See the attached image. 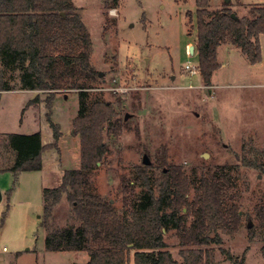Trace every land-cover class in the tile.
<instances>
[{"label":"rangeland","instance_id":"obj_1","mask_svg":"<svg viewBox=\"0 0 264 264\" xmlns=\"http://www.w3.org/2000/svg\"><path fill=\"white\" fill-rule=\"evenodd\" d=\"M195 1L118 0L116 8L105 9L102 0H72L91 37L90 63L100 73L87 91V103H110L120 125L117 128L113 122L103 131L106 152L92 173V189L121 208L123 186L133 187L135 193L141 190L135 178L144 167V154L154 177L170 166H182L188 176L205 165L228 166L239 194L242 224L234 235L222 236L221 246H213L216 264H230L223 251L245 255L247 264H264V240L256 217V207L264 205V172L244 167L238 159L244 154L250 158L249 148L264 150V35L261 60L254 67L239 50L218 49L220 67L205 86L196 71L195 49L188 54V47L196 46L195 23L187 15L195 12ZM223 3L209 0L211 10L221 9ZM226 4L242 18L248 17L250 8L264 6V0ZM46 104V96L38 92L0 93V169L14 160L5 142L9 134L39 132L44 146L43 170L16 176L0 172V264L88 261L85 252L44 248L42 191L57 187L63 172L77 169L80 162V138L74 126L77 92L57 93L49 108ZM48 119L56 127L57 140ZM69 212L63 197L54 212L55 224L64 225ZM165 242L178 260L173 231L165 234Z\"/></svg>","mask_w":264,"mask_h":264},{"label":"trees","instance_id":"obj_2","mask_svg":"<svg viewBox=\"0 0 264 264\" xmlns=\"http://www.w3.org/2000/svg\"><path fill=\"white\" fill-rule=\"evenodd\" d=\"M102 3L112 9L118 0ZM222 6L211 10L209 0H196L195 12L187 13L195 23L197 71L205 86L220 67L221 45L239 50L250 65L261 60L264 6L250 8L242 18L225 2ZM91 50L90 34L72 0H0V93L38 92L46 96L47 108L60 92H77L79 98L74 120L80 138L79 167L65 170L57 187L42 191L45 250L85 252V264H130L131 251L132 264H216L213 246H221L222 236L234 235L242 224L239 194L228 166L205 165L190 176L182 166H170L154 177L149 173L152 165H144L135 178L140 192L123 186L121 208L93 191L92 173L106 152L103 131L119 121L110 103H87V91L99 81L90 63ZM47 122L57 140L56 127ZM5 142L14 160L0 172L16 176L41 170L44 146L39 132L9 134ZM247 151L250 158L244 152L238 156L241 165L264 172V150ZM63 197L70 206L69 219L57 226L54 212ZM256 217L264 240V205L256 207ZM248 229L252 237L253 228ZM170 231L178 241V260L165 242ZM262 252L264 258V247ZM223 253L230 264H247L245 255Z\"/></svg>","mask_w":264,"mask_h":264},{"label":"water","instance_id":"obj_3","mask_svg":"<svg viewBox=\"0 0 264 264\" xmlns=\"http://www.w3.org/2000/svg\"><path fill=\"white\" fill-rule=\"evenodd\" d=\"M224 2H225V3H228L229 0H224ZM62 15H63V14H62ZM232 17H235V16L232 14ZM194 49H195L194 46H189V47H188V54L192 55V54L194 53ZM98 75L100 76V73H99ZM128 117H129V115L126 114V115L124 116V120H127ZM142 164L145 165V166H150V165H151V162H150V160H149L147 154H144V155L142 156ZM0 199H1V196H0Z\"/></svg>","mask_w":264,"mask_h":264},{"label":"crops","instance_id":"obj_4","mask_svg":"<svg viewBox=\"0 0 264 264\" xmlns=\"http://www.w3.org/2000/svg\"><path fill=\"white\" fill-rule=\"evenodd\" d=\"M260 37H261V35H260ZM260 37H259V42H260ZM221 47H224V49L226 48L225 50H227V51L230 50V49H231V50H232V49H235L234 47H232V46H230V45H228V44H227V45H221L220 47H218V49H220ZM255 65H257V64H255ZM255 65H251V67H254ZM42 145H43V143H42ZM43 168H44V167H43V164H42V168H41V170H43Z\"/></svg>","mask_w":264,"mask_h":264},{"label":"built area","instance_id":"obj_5","mask_svg":"<svg viewBox=\"0 0 264 264\" xmlns=\"http://www.w3.org/2000/svg\"><path fill=\"white\" fill-rule=\"evenodd\" d=\"M186 70L189 71V73H190L191 75H193V74L195 73V70H196V69L186 67ZM196 71H197V70H196Z\"/></svg>","mask_w":264,"mask_h":264}]
</instances>
